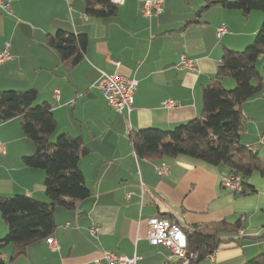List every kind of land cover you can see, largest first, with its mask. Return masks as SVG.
I'll list each match as a JSON object with an SVG mask.
<instances>
[{
    "label": "crops",
    "instance_id": "crops-1",
    "mask_svg": "<svg viewBox=\"0 0 264 264\" xmlns=\"http://www.w3.org/2000/svg\"><path fill=\"white\" fill-rule=\"evenodd\" d=\"M142 2L122 0L116 14L104 18L88 16L85 0H9L11 12L0 10V51L7 43L10 54L0 65V91L36 89V103L47 102L56 120L54 137L81 138L88 153L78 166L89 190L74 208H54L50 236L57 239V250L42 238L10 259L12 246L7 245L1 250L4 264H95L102 250L137 254L136 264H176L165 247L146 239L147 219L164 215L187 228L219 219L240 225L243 235H224L229 240L197 264H243L264 254V176L251 172L244 181L255 191L238 195L222 186L228 175L224 165L184 155L140 158L128 139L132 130H170L198 116L202 87L214 78L224 48L242 50L250 44L262 12L244 14L219 4L202 9L205 0H163L162 11L146 17ZM220 25L226 31L218 36ZM60 29L87 36L83 57L73 67L47 45V35ZM181 55L195 60V71L177 67ZM256 68L264 78V53ZM100 71L136 79L129 114L116 112L95 87ZM222 85L231 88L234 81L226 77ZM167 100L175 104L163 105ZM240 109V142L264 160V142H259L264 83ZM0 143V195L26 194L48 202L44 170L22 163L34 146L20 118L0 121ZM162 164L169 172L159 175L156 166ZM92 226L98 229L95 235L89 233ZM7 230L0 215V238Z\"/></svg>",
    "mask_w": 264,
    "mask_h": 264
},
{
    "label": "trees",
    "instance_id": "trees-1",
    "mask_svg": "<svg viewBox=\"0 0 264 264\" xmlns=\"http://www.w3.org/2000/svg\"><path fill=\"white\" fill-rule=\"evenodd\" d=\"M219 4L227 9H237L247 14L252 10L262 12L263 19L253 41L242 50L224 48L217 63L214 78L202 87L201 113L176 125L170 130L154 127L132 130L128 139L132 150L140 158L154 159L184 155L207 164L224 165L229 174L241 177L242 189L238 195L253 193L244 179L253 171L264 176V160L251 148L240 142L244 129L240 106L263 88L264 78L256 68V60L264 53V0H205L202 9ZM85 11L90 17L114 16L117 4L110 0H85ZM187 21L185 25L189 24ZM47 45L69 67L83 57L87 36L57 30L47 35ZM230 77L234 86L226 89L222 80ZM37 91H0V121L20 118L21 130L29 139L34 152L21 157L25 166L44 170L45 193L48 202L26 194L0 195V215L7 225V233L0 238V264H4L1 250L12 246L10 259L25 253L28 244L50 236L55 229L53 210L56 206L74 208L76 202L89 195L78 162L88 153L80 137L58 134L51 107L47 102L36 103ZM164 217L172 221L169 216ZM186 234V251L195 255L197 264L205 255L229 240L224 235L237 232L240 225L225 219L182 227ZM243 264H264V254L246 260Z\"/></svg>",
    "mask_w": 264,
    "mask_h": 264
},
{
    "label": "built area",
    "instance_id": "built-area-1",
    "mask_svg": "<svg viewBox=\"0 0 264 264\" xmlns=\"http://www.w3.org/2000/svg\"><path fill=\"white\" fill-rule=\"evenodd\" d=\"M110 1L114 4L122 2V0ZM162 3L163 0H143V15L150 17L159 14L162 11ZM0 10H4L8 13L11 12L9 0H0ZM225 31V26L220 25L217 29L218 36ZM7 45L8 44L5 43V48L0 51V65L10 58ZM177 67L180 69H186L187 71H195L196 62L194 59L187 57L186 55H181ZM94 85L100 91L107 104L116 110V112L130 113L134 93L137 87L136 79L116 72L108 73L100 71ZM162 104L165 106H173L175 102L173 100H167ZM259 142H264V134L260 136ZM0 152L4 153V146L1 143ZM156 172L159 175L167 174L169 172V167L164 164L156 166ZM222 186L228 191L238 192L242 189L241 177L236 174L226 175L222 179ZM146 222V239L149 244L165 247L169 251L168 257H175L177 259L176 264H192L195 255L186 251V234L179 224L171 222L168 218L163 216H151ZM97 230L96 226H92L89 228V233L95 235ZM237 235H243V230L239 229ZM45 240L51 249L57 250L59 248L58 241L53 236H48ZM214 251L206 254L204 258L211 259ZM138 259L139 256H137V254L127 257L114 251L102 250L100 256L96 258L94 262L95 264H136Z\"/></svg>",
    "mask_w": 264,
    "mask_h": 264
},
{
    "label": "rangeland",
    "instance_id": "rangeland-1",
    "mask_svg": "<svg viewBox=\"0 0 264 264\" xmlns=\"http://www.w3.org/2000/svg\"><path fill=\"white\" fill-rule=\"evenodd\" d=\"M224 85H225V84H224ZM224 88L229 89V87H224ZM55 139H56V137H54V135H51L50 138H49V140H50L51 142H54Z\"/></svg>",
    "mask_w": 264,
    "mask_h": 264
}]
</instances>
